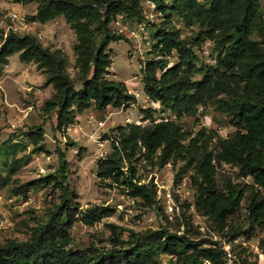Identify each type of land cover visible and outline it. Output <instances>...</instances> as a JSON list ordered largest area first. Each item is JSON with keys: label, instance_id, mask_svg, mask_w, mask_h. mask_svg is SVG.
Returning <instances> with one entry per match:
<instances>
[{"label": "trees", "instance_id": "obj_1", "mask_svg": "<svg viewBox=\"0 0 264 264\" xmlns=\"http://www.w3.org/2000/svg\"><path fill=\"white\" fill-rule=\"evenodd\" d=\"M142 0H14L25 4L36 2V13L29 22L45 24L58 17L73 31L76 43V80L66 70V57L59 49L44 47L36 37L9 30L0 39V65L18 54L20 62L33 63L44 76V86L53 88L56 130L74 124L75 113L93 105L96 110L108 106L119 108L133 103L124 83L107 79L110 59L108 45L120 40L109 24L117 17L143 20ZM160 10H171L185 18L199 22L208 32L216 33L215 39L221 48L217 64L222 70L206 71L199 81L190 77L201 69L193 63L191 48L179 39L177 33L160 29L157 32L156 48L163 56L175 51L178 62L166 68L164 57L149 61L144 69V91L162 107L182 115H194L198 104L215 101L218 110L231 117L236 128L228 139L218 140L216 151L208 150L211 137L201 131L184 143L188 133L172 120L154 122L148 110L146 118L153 123L147 126L128 124L118 127V139L113 141L112 152L98 160L97 175L100 178L122 176L121 161L137 148L144 150L146 157L157 155L160 164L168 161L186 162L182 171L193 165L197 177L198 196L196 206L216 224L223 225L228 215L240 207L244 192L231 184L218 191L215 185L216 164L236 167L264 191V19L261 17L259 0H171L168 8L164 0H146ZM254 35L257 36L254 39ZM219 54V55H220ZM208 72V73H207ZM221 95L222 97H218ZM51 101L45 103L51 107ZM29 135L32 141L41 140L42 133ZM59 165L56 170L59 202L47 211L44 223H38L25 241L8 239L0 243V264H156L159 253L170 256L168 264H225L223 251L204 246L205 240L194 241L184 234L167 229L147 230L142 233L129 231L125 241L115 240L110 249L68 252V230L75 221L76 195L67 180V163L58 150ZM135 171L130 169L126 181L134 196L148 197L144 185L135 181ZM199 182V183H198ZM24 183L12 187V194L26 198L29 186ZM6 186L0 174V191ZM251 220L258 226L264 223V198L261 191H254L248 199ZM107 209L95 207L85 215L84 221L92 224ZM119 244H126V247ZM258 246H264V236Z\"/></svg>", "mask_w": 264, "mask_h": 264}, {"label": "rangeland", "instance_id": "obj_2", "mask_svg": "<svg viewBox=\"0 0 264 264\" xmlns=\"http://www.w3.org/2000/svg\"><path fill=\"white\" fill-rule=\"evenodd\" d=\"M164 4L169 8L172 2L164 0ZM140 5L143 20L117 16L109 24L110 32L123 38L108 45L112 63L107 79L124 83L128 94L134 97L133 103L119 108L108 106L101 111L90 105L75 113L73 125L56 130L54 91L51 85H43L44 76L35 65L20 62L18 54L11 56L7 65H0V174L6 180V186L0 191V243L8 239L27 240L36 224L46 221L48 209L59 202L60 191L54 186L58 179L59 150L67 163L69 186L76 195L75 221L68 230L70 240L65 247L68 252L103 251L112 248L115 240H127L129 231L142 233L164 228L194 241L205 240L204 246L223 251V259L224 249H228L239 264H264L261 257L264 246H258L264 236V223L256 225L248 211L251 193L261 191L264 198V191L236 167L213 162L218 191L231 184L244 192L239 209L228 215L223 225L216 224L198 210V184L193 165L186 171L181 170L186 159L160 164L158 154L146 157L144 150L137 148L122 159V176L117 180L97 175L98 160L112 152L113 141L118 139L116 128L153 123L143 110L149 111L154 122L172 120L177 123L190 135L184 143L196 133L205 131L211 137L208 150L213 153L217 141L230 138L236 130L231 117L218 110L214 100L198 104L195 114L188 116L162 107L147 96L143 82L146 64L163 57L166 68L178 62L175 51L163 56L156 48L158 30L177 33L191 48L193 63L196 69H201L190 77L191 81L201 80L206 71L210 73L215 68L220 73L217 57L222 54L216 33L200 27L199 22L169 9L160 10L146 0ZM259 5L264 19V0H259ZM36 8V2L20 4L14 0H0V39L11 30L36 37L44 47L61 50L66 57L67 73L79 89L73 31L62 17L45 24L29 22ZM13 13L16 18L11 17ZM47 101L52 102L49 108L45 105ZM37 131L42 133V138L34 142L29 135ZM130 169L135 171L136 183L146 187L148 197L131 194L126 183ZM24 183H32L26 198L14 196L12 187ZM165 191L170 193L174 204L171 211L164 198ZM95 207L106 208L107 214L92 224L86 223L83 217ZM169 258L159 253L155 262L168 264Z\"/></svg>", "mask_w": 264, "mask_h": 264}, {"label": "built area", "instance_id": "obj_3", "mask_svg": "<svg viewBox=\"0 0 264 264\" xmlns=\"http://www.w3.org/2000/svg\"><path fill=\"white\" fill-rule=\"evenodd\" d=\"M11 17L16 18L17 15L15 13H13L11 15ZM0 87H1V80H0ZM155 122H158V121H155ZM164 198L166 200L168 208L171 211L173 209L172 206H174V204H173V201L171 200V195L168 191H165ZM224 257H225V264H239L238 259L228 249H224ZM261 257L264 258L263 255H261ZM202 263L203 264H210L208 260H203Z\"/></svg>", "mask_w": 264, "mask_h": 264}]
</instances>
